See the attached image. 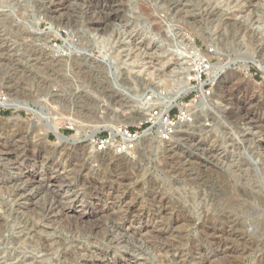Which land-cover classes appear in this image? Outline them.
Wrapping results in <instances>:
<instances>
[{
    "label": "rangeland",
    "instance_id": "374dc122",
    "mask_svg": "<svg viewBox=\"0 0 264 264\" xmlns=\"http://www.w3.org/2000/svg\"><path fill=\"white\" fill-rule=\"evenodd\" d=\"M49 1L0 0V98L22 107L18 111L0 107V153H6L3 152L5 160L0 161V264H107L106 261L128 264L124 260L127 254L147 264H264V246L237 241L234 236L212 235L206 229L197 230L193 223L185 220L187 213L182 209L184 206L190 208L193 203L200 205V201L204 203V197L210 191L203 184L208 183L209 178L214 179L212 171L218 169L222 177L231 181L240 183L241 177H245L247 187L252 191L258 188L264 197V72L256 66L258 63L264 67V33L261 34L264 0L259 10L244 13L235 9L232 0H206L209 2L207 8L219 9L235 22L248 25L249 32L253 31L254 37L261 40L251 43L249 33L222 27L223 19L192 23L186 13L173 11L166 0H126L127 22L123 23L124 27L114 23V31L122 32V38L117 36L122 45L130 44V56L135 58L136 65L142 67L141 75L137 73L140 68L131 73L126 67L116 70L112 61L95 46L103 35L91 30L85 20L88 7L82 1L69 5L67 12L64 10L61 14L62 20L51 14ZM188 1L189 12L198 13L205 9L196 0ZM129 37L134 44L139 43L137 50L132 48ZM85 45L88 65L78 68L74 63L75 56H65L62 51H81ZM171 46L181 52L182 55L178 53L181 56L178 62L182 68L192 63L195 65L202 55L204 58L205 54L211 56L209 70L203 77V82L210 86L211 95L200 102L197 76L191 81L194 91L180 99L181 107L175 106L157 119L158 114L153 113L163 110L168 94L176 91L162 92L159 89L162 92L159 95L152 89L157 86L154 84L160 75H168L172 68L179 70L177 64L179 67L180 64L174 61L161 68L163 61L170 60L167 50ZM129 49L120 50L124 60L129 58L126 56ZM95 62L107 68H98ZM219 63L230 64L229 68L240 73L248 72L252 84L244 77L231 74L237 80L226 82V86L217 89L211 81V72ZM145 70L146 73L152 71L154 76L147 78ZM105 83L109 87L107 91L117 88L137 96L138 102L130 103L122 97L125 106H132V112L127 107L122 111L127 119L119 118L118 104L101 95V84ZM149 91L156 94L146 102L142 99L153 94ZM82 92L90 97L77 99ZM140 94L144 96L141 98ZM145 109L150 111V120L137 123L138 113L145 114L148 112ZM178 110L189 111L192 121L185 123L187 125L178 135L171 134L164 139L163 132L171 133V128L182 117L170 124L168 130L159 128L158 123L169 124L164 122L166 114L176 121ZM38 114L43 119L39 120ZM45 116L51 119L47 121ZM48 122L57 125L70 142L73 136L85 141L90 135H93L94 143L101 139L111 140L109 127L122 123L123 128L141 139L128 155L130 160L112 158L108 148L95 152V145L91 147L87 143L61 146L52 133H48L44 140L41 136L46 130L43 125ZM148 130L149 135L142 136ZM121 141L119 136L113 138V151ZM42 167H53L55 171L58 167L65 180L56 185V190L43 184L26 190L23 185L30 178L29 174H40ZM48 172H43V176L47 178ZM31 197L34 206H30ZM253 200L249 203L259 205V208L252 214L261 217L263 222L260 210L264 203ZM59 203L72 208L77 206L78 211L88 214V221L82 226L75 219L45 222L47 207L54 204L53 209L57 211ZM176 218L179 223L173 224ZM120 220H130L133 227L146 224L150 229L144 232L139 244L134 243L123 233L117 235L113 226ZM215 224L217 231L221 226L227 230L225 224ZM248 228L255 234L252 237H257L254 227ZM233 230L235 236L244 232L239 227ZM160 231L166 232V236ZM218 236L222 239L216 242L214 238ZM24 237L26 242H23ZM43 242L52 248L51 251L44 253ZM102 252L106 254L101 255Z\"/></svg>",
    "mask_w": 264,
    "mask_h": 264
},
{
    "label": "bare ground",
    "instance_id": "6f19581e",
    "mask_svg": "<svg viewBox=\"0 0 264 264\" xmlns=\"http://www.w3.org/2000/svg\"><path fill=\"white\" fill-rule=\"evenodd\" d=\"M78 0H50L47 4H48V9L51 10V14L55 15V16H59L57 19L58 20H62V17H61V14L62 12L65 10L66 11V8L69 7V5H71L72 3H78L76 2ZM83 2V5H85V7H88V11L85 13V20L87 21L88 25L90 26V28H92L91 30L96 32V33H100L102 36V38L100 40H97L96 42V47L101 51L103 52V54L108 57L113 65L116 66V70H121V67H126L127 70L131 73L134 69H138L140 68L138 65H136V60L133 56H130V51H132V49H129L130 48V44H126V45H122L119 41L120 38H122V32L120 31H114L115 30V27L116 25L114 23L118 22L120 26L124 27L125 24H126V0H80ZM167 2H169L171 4V7H172V10L175 11L177 14L179 13H186V15L189 17V20L192 22V23H200L202 20H207L208 22V19L211 20L210 22H213L217 19H223V25L222 23L220 24L222 27H225V28H229V29H236V31H239V33H244V34H248L249 33V41L250 43L251 42H260L259 40H257L254 35H253V31L250 33L249 30H248V25H243V24H239L237 22H235L231 17H228L227 14L223 13L221 10L219 9H216V8H207L208 6V3L206 0H196L197 3L203 7L205 6V9H201L202 12H198V13H193V12H189V5H187V2L189 3V1L187 0H166ZM192 1V0H191ZM194 1V0H193ZM232 2L234 3V7L235 9H239L240 11H243L242 13L244 12H247L250 10L252 11H257L259 10V8L261 7V2L262 0H232ZM228 3V2H227ZM73 5V4H72ZM193 5V4H191ZM194 6V5H193ZM83 7V6H82ZM84 8V7H83ZM85 9V8H84ZM143 10H145L143 8ZM142 10V11H143ZM183 11V12H182ZM239 11V12H240ZM50 12V11H49ZM67 12V11H66ZM50 14V15H51ZM254 15V14H253ZM54 16V17H55ZM149 16V15H148ZM230 16V15H229ZM255 17V16H254ZM259 17V16H258ZM82 18V17H81ZM66 19V18H64ZM63 19V20H64ZM78 19V18H77ZM250 19V18H248ZM258 19V18H256ZM260 19V17H259ZM57 20V21H58ZM67 21V20H66ZM129 21V20H128ZM60 22V21H59ZM181 22V21H180ZM251 22V21H250ZM68 23V21H67ZM123 23L124 26H123ZM61 24V23H59ZM128 24V23H127ZM211 24V23H210ZM154 26V25H153ZM157 26V24H156ZM187 26V25H186ZM260 27V26H259ZM261 34L264 33V25L261 26ZM155 29V28H154ZM121 30V29H120ZM157 32L159 30V26L155 29ZM91 32V31H90ZM161 32V31H160ZM235 32V31H234ZM260 32V31H259ZM258 32V33H259ZM114 33H116V35H114ZM257 33V34H258ZM95 34V33H94ZM131 34V33H130ZM82 35V34H81ZM114 35V36H113ZM117 36H119L120 38H118ZM234 36V35H233ZM261 36V35H260ZM113 38L112 41L111 38ZM117 37V38H116ZM227 37V36H226ZM80 38V37H79ZM130 38V37H129ZM202 38V37H201ZM242 38V37H241ZM262 38V37H261ZM139 39V38H138ZM203 39V38H202ZM181 40V39H180ZM184 40V39H183ZM182 40V41H183ZM186 40V39H185ZM262 40H264V38H262ZM116 41V42H115ZM130 41L133 42L132 38H130ZM179 41V40H178ZM231 41V40H230ZM82 42V41H81ZM80 42V43H81ZM84 42V41H83ZM131 42V44H132ZM186 42V41H185ZM207 43V42H206ZM209 43V42H208ZM82 44V43H81ZM87 44V42H86ZM216 44V43H215ZM256 44V43H255ZM78 45V44H77ZM80 45V44H79ZM112 45H115L116 47H112ZM139 43L137 44H134L133 42V46L132 48L134 49H138ZM186 45V44H185ZM192 45V44H191ZM141 47V46H140ZM81 51H74L72 49H68L67 51H62L63 53L65 52V56L66 54H68L69 56H72L74 55V63L78 66V68H80L81 66L82 67H85L87 66V61H86V57L88 55L85 54V51H86V48H87V45H85V47H81ZM115 48V49H114ZM124 48H128L129 50H126L128 51L127 53V57H129L128 59H123L122 56H121V51L123 49V51L125 52ZM172 48V46H171ZM167 50V52L169 53V56L170 60H165L162 62V65H161V68L163 66H166L169 64L170 61H174L175 64L179 63L178 61L180 60L179 57L181 52H178L177 50L175 51V49L173 50ZM192 49V48H191ZM145 50V49H144ZM122 51V52H123ZM139 51V50H138ZM130 52V53H129ZM166 51L164 50V53ZM180 53V54H178ZM203 54V53H202ZM149 56L152 57V54H147ZM182 55V54H181ZM260 55V54H259ZM204 57V55H202ZM206 56L208 58H206ZM210 55L208 54H205V58L209 61L210 59ZM228 58V57H227ZM89 60V59H88ZM129 60V61H128ZM260 60V59H259ZM82 61V62H80ZM230 61V60H229ZM234 61V60H233ZM96 63V62H95ZM173 63V64H174ZM229 63V62H228ZM235 63V62H234ZM97 67L98 68H107L105 65L103 66V64L97 62ZM174 64V65H175ZM180 64V67L178 66L177 64V68L179 70H174L172 68V72H170L168 75H160L158 77V82L157 80H155L157 83L154 84L156 87L152 88L153 90H155L156 92L161 89V91H168L170 92V90H176V91H172L173 93H170L168 94V97H167V100L165 102V104L163 105L164 106V109L163 110H157L158 113H153V115H156V118L159 119L160 117H162L163 115H165V113H168L167 111H169L171 108L175 107V106H178V107H181L180 106V99H182V97L190 94L191 92L194 91V86L191 85V81L194 80L197 78L198 74V63L196 62V64L194 65V63L190 64L189 66L187 67H184L182 68L181 67V63ZM226 64V63H225ZM231 64H233V62H231ZM257 65V68L259 70H261L262 72H264V67L258 63H256ZM60 65V64H59ZM143 65V64H142ZM173 65V66H174ZM247 65V64H246ZM76 66V67H77ZM80 66V67H79ZM169 66V65H168ZM248 66V65H247ZM90 67V65H89ZM230 67V64H226V65H222L221 63H219V66L217 68H214L211 72V81H213L215 84V87L218 89V88H221V87H224L226 86L225 83L229 82V81H232L234 79V77H244L245 79H247V81L249 83L252 84L253 82V79L252 77L248 74V72H237L235 71L233 68H229ZM238 67V66H236ZM246 67V66H245ZM142 68V67H141ZM140 68V69H141ZM176 68V67H175ZM242 68V67H241ZM247 68V67H246ZM58 69V68H57ZM82 69V68H81ZM91 69V68H89ZM144 69V68H143ZM147 69V68H146ZM239 69V68H238ZM56 70V69H55ZM123 70V69H122ZM148 70V69H147ZM138 71V70H137ZM141 71H143L142 69L140 71H138L137 73H141ZM148 73H146V70H145V74H146V77L147 78H151L152 76H154L152 74V71H147ZM129 74V73H128ZM161 74V73H160ZM233 75L234 77H231L230 75ZM125 75V73H124ZM232 79H231V78ZM264 77V76H263ZM156 78V77H155ZM237 80V78H235ZM235 79L233 80V82L235 81ZM152 80V79H151ZM92 81V80H91ZM13 82V81H12ZM108 82V81H107ZM148 82V81H147ZM95 83V82H94ZM231 83V82H230ZM52 84V83H51ZM98 84H99V81H98ZM148 84V83H147ZM238 84V83H237ZM97 85V83H96ZM108 85V84H107ZM121 85V84H120ZM233 85V84H232ZM25 86V85H24ZM48 86V85H47ZM100 86V85H98ZM101 88L103 89L102 90V96L103 97H107L108 99H110L112 102H115V104H118V106L120 108L117 109V112H120L119 114V118H126L125 117V114L123 111V109L126 107L127 108H132L131 105H128V102H127V105L128 106H125V104H123L122 102V97H126L127 100H129V103L130 102H133V101H137L138 100L136 99L137 96L135 95L132 96V95H129V94H126L123 92V90H117L116 89H112L111 91H107V87L106 86V83L105 84H101ZM109 88V87H108ZM11 89V88H10ZM14 89H17L16 87ZM111 89V88H110ZM143 89V88H142ZM151 89V90H152ZM84 90V89H83ZM257 91V90H256ZM48 92V91H47ZM153 91H149V93H151ZM159 92V91H158ZM162 92H159L158 94H162ZM260 92V91H259ZM146 93V92H145ZM148 93V92H147ZM74 94V93H73ZM144 94V93H143ZM156 94L153 92V94L151 96H149V98H147V95H141V98L143 97L142 100H146V102H149V100L151 101L153 97V95ZM89 94H86L84 92H82L80 95H78L77 99L78 98H89L87 96ZM139 95V96H140ZM158 95V96H159ZM166 95V94H165ZM164 95V96H165ZM213 96V95H212ZM211 96V97H212ZM261 97V96H260ZM54 98L55 99H58V96L57 95H54ZM124 99V98H123ZM125 99V100H126ZM140 99V98H139ZM164 100L166 99L163 98ZM57 101V100H56ZM83 101V100H81ZM141 101V100H140ZM205 101V100H204ZM43 102V101H42ZM125 102V101H124ZM162 102V101H161ZM156 103V102H155ZM206 103V102H205ZM114 104V105H115ZM163 104V103H162ZM0 107H7V108H10V109H13L14 111H18L20 109H22L21 105H15L13 104L12 101H8V102H4V103H1L0 102ZM26 109V108H25ZM116 109V108H115ZM160 109V108H159ZM146 110V109H145ZM154 110V109H153ZM116 111V110H115ZM115 111H113L115 113ZM130 111L132 112V110L130 109ZM136 111V110H135ZM148 112H146L145 114L142 113V112H139L138 113V117H137V123H139L140 121H148L150 120L149 118V110H146ZM191 111V110H190ZM28 112H31V110ZM33 112V111H32ZM35 112V111H34ZM36 113V112H35ZM34 113V115H35ZM137 113V112H136ZM39 115V114H38ZM197 116V115H196ZM16 117V116H14ZM37 118V116H35ZM39 117V120L40 118H42L41 115L38 116ZM47 117V116H45ZM44 117V118H45ZM18 118V116L16 117ZM15 118V119H16ZM49 118L50 117H47L45 118V120L49 121ZM51 119V118H50ZM53 119V118H52ZM153 120V119H152ZM34 122V121H32ZM36 122V121H35ZM52 122V120H51ZM54 122V121H53ZM185 119L184 117H182L180 119V121L177 122L176 125H174V128H171L170 131L172 136L174 135H178V133L181 131L180 129L184 126V125H187L185 124ZM159 125V128L161 129H166L168 130V126L170 124H167V123H161L159 122L158 123ZM40 126V124H39ZM45 126V132L42 136V138L45 140L48 133H52L56 139L58 140L59 144L61 146H65V145H69V146H74V145H78L79 143H87L88 146H91L93 147L94 146V140H93V135H90L88 137L87 140L85 141H80V139L77 137V136H73L71 142L68 138H64L61 136V132L59 131V127L53 123H47L46 125H43ZM42 127V126H41ZM124 124L122 123V125H114V126H110L109 129L111 131V140H108V143H107V146L106 148H108V150L110 151L109 153H111V157H125L126 159L128 158V155L131 154L133 151H130L131 148H134L135 150V147L137 146V144L140 142V137L139 136H130V137H127L126 134L124 133ZM40 129V127H39ZM94 132V131H93ZM149 130L144 133V135L142 136H145V135H149ZM116 136H119L121 137L122 139V142H123V146L122 148L120 149V153L121 154H116V152L113 151V147H114V142H113V138L116 137ZM81 138V137H80ZM127 146V147H126ZM131 146V147H130ZM124 147H126L125 149H123ZM123 149V151L121 152V150ZM166 150V149H165ZM1 151V150H0ZM4 152V151H3ZM1 152L0 153V161H3L5 160L4 158V153ZM196 152V151H195ZM6 154V153H5ZM113 154V155H112ZM38 157V156H37ZM110 158V157H109ZM128 160H130V158H128ZM192 161V160H191ZM205 165V164H204ZM45 166V165H44ZM53 166V165H52ZM57 166V165H56ZM180 166V165H179ZM2 167V166H1ZM197 167V166H196ZM206 168V167H205ZM54 169L56 168H48V167H42V171L46 173V171H50L47 173L48 177H44L43 176V172H41L40 174H34V173H31L29 174L30 178L27 179L28 181L26 182V184H24L23 186H25V189L29 190V188H32L33 186L35 185H42L43 186H46L47 188H57L56 185H58L59 183H62L63 180H65V176H63V173H60L61 171H59L58 167H57V170L55 171ZM62 170V169H61ZM207 170V169H206ZM219 170V169H218ZM218 170H214L212 171L213 174H215V178L212 179V178H209L207 179L208 180V183H204L203 186H207V188L209 189L210 193H208L209 195H206L204 197V203L202 204V202L200 201V203L202 204V206L200 207V205H197L196 203H193V205L189 208L187 206H184L182 209L184 211H186L187 215L185 216L186 217V221L189 222V223H193L194 224V227L195 229H201V230H204L206 229V231H210L209 233H212V235L216 234V233H219L220 234V237L221 236H226L227 238L228 237H236L235 239L240 240L244 243H247V244H250V245H259V246H264V221L262 222L261 221V217L259 219V217H255L254 215L255 214H252L255 210L254 209H257L256 211H258V208H259V205L256 206L252 204V202L249 203V201L253 200V199H256V203L258 201L259 204H263L264 203V197H262L260 194H259V190L258 188H256V191H252V189H249L246 185L247 182H248V179H246L245 177H241V182L238 183V181L236 180L235 181H231L227 178H224L222 177ZM208 171V170H207ZM209 171V172H211ZM33 172V171H31ZM200 175V174H199ZM190 176V175H189ZM212 176V175H211ZM209 176V177H211ZM25 177V176H24ZM135 177V176H134ZM196 177V176H195ZM228 177V176H227ZM187 178V177H186ZM224 178V179H223ZM23 179V178H22ZM192 179V178H191ZM197 179V178H196ZM26 180V178H25ZM187 180V179H186ZM200 180V179H199ZM198 180V181H199ZM206 180V179H205ZM137 181V180H136ZM192 181V180H191ZM197 181V180H196ZM204 181V180H203ZM122 183V182H121ZM197 183V182H196ZM201 184V182H199ZM11 184V183H10ZM16 184V183H15ZM18 184V183H17ZM159 184V183H158ZM187 184V183H186ZM185 184V185H186ZM250 184V183H249ZM8 185V184H7ZM199 185V184H198ZM16 187V186H15ZM14 188V187H13ZM64 188V187H63ZM62 188V189H63ZM23 189V188H22ZM42 189V188H41ZM44 189V188H43ZM205 189V188H204ZM56 190V189H55ZM17 191V190H16ZM40 191V190H38ZM37 191V192H38ZM208 190H206L207 192ZM52 192V191H51ZM59 193L56 192V194ZM61 193V192H60ZM205 193V192H204ZM53 194H55V192L53 191ZM199 194V193H198ZM207 194V193H206ZM35 196L37 195L36 192L34 194ZM60 195V194H59ZM57 196V195H56ZM201 196V195H200ZM34 197V196H33ZM29 198V201L31 203L30 206H34V202L32 201V198ZM39 197V196H38ZM196 196H193V198H195ZM70 198V197H69ZM159 198V197H158ZM192 198V199H193ZM203 198V197H202ZM188 199V198H187ZM195 199H198L195 198ZM201 199V198H200ZM199 199V200H200ZM24 200H27V199H24ZM202 200V199H201ZM56 201V200H55ZM190 201V200H189ZM254 201V200H253ZM59 202V201H58ZM193 202V200H192ZM58 204V203H57ZM61 204V205H60ZM185 204L187 205V203L185 202ZM20 205V204H19ZM25 205V204H24ZM54 205V204H53ZM53 205H50L49 207H47L48 209L47 212L45 213V219L48 223H51V222H54V221H60V220H63V219H75L76 220V223L80 226H82L84 224V222L88 221L87 219L89 218L88 214L85 212V211H78L76 208H78L77 206L75 208H72L71 205H62V203H59V205L57 206L59 208V210H55V208L53 209ZM190 205V204H188ZM56 206V205H55ZM261 206V205H260ZM264 206V205H262ZM261 206V207H262ZM123 208V207H122ZM263 208V207H262ZM2 209V208H1ZM189 209H191V211H189ZM264 209V208H263ZM262 209V210H263ZM260 210L259 213L260 216H262V218H264V212ZM102 213V212H101ZM257 213V212H256ZM44 219V220H45ZM98 220V219H97ZM74 221V220H73ZM121 221V220H120ZM184 221V220H182ZM130 222V220H129ZM127 222V221H121L119 224L113 226V228L115 229V231L118 233L117 235H120L119 233H123L124 236H129L131 238V240H133V242L135 243H138V242H141L143 236H144V232H147L148 229H150L148 226H143V225H138L137 227H133L132 226V222ZM172 222V221H171ZM219 223L220 224H225L227 227V230H225L223 228V226H221L220 230L217 231V225L215 223ZM222 222V223H221ZM72 223V222H71ZM179 223V219L176 218L173 220V224H177ZM62 224V223H61ZM76 224V225H77ZM77 225V226H78ZM224 225V226H225ZM28 226V225H27ZM59 226V225H58ZM94 226V225H93ZM95 227V226H94ZM98 227V226H97ZM175 227V226H174ZM236 227H239L241 229H243V233L242 234H238V236H235L234 233H233V228H236ZM248 227H254V231L256 230V232L258 233L257 237H252V235H255V234H252L249 232V228ZM102 228V227H101ZM113 229V230H114ZM253 229H252V232H253ZM162 230V229H160ZM26 231H29L28 229ZM149 231V230H148ZM152 231V230H151ZM205 231V230H204ZM242 231V230H241ZM90 232V231H89ZM153 232V231H152ZM161 233H165L164 231H160ZM86 233V232H84ZM100 233V232H99ZM156 233V231H155ZM158 233V232H157ZM94 234V233H93ZM218 234V235H219ZM169 235V234H168ZM217 235V234H216ZM93 236V235H92ZM107 236V235H106ZM147 236V235H146ZM166 236V235H165ZM197 236V235H196ZM26 237V236H25ZM25 237H24V241L21 239V241L23 242H26L25 241ZM90 237V236H89ZM121 237V236H120ZM159 237V236H158ZM128 238V239H130ZM263 238V239H262ZM15 239V238H14ZM93 239V238H92ZM127 239V240H128ZM146 239V238H145ZM144 239V240H145ZM162 239V238H161ZM165 239V238H164ZM201 239V238H200ZM222 238H219L216 237L214 238V240H216V242L218 241H221ZM13 240V239H12ZM94 240V239H93ZM126 240V239H125ZM126 240V241H127ZM143 240V241H144ZM210 240V239H209ZM105 241V240H104ZM147 241V240H146ZM201 241V240H200ZM213 241V240H212ZM3 242V241H2ZM106 242V241H105ZM109 242V241H108ZM124 242V241H123ZM145 243V242H144ZM154 243V242H153ZM45 243L43 242L42 246H43V251L44 253L46 252H49L51 251L50 247L49 246H46L44 245ZM61 244V243H60ZM78 244V243H77ZM139 244V243H138ZM218 244V243H217ZM229 244V243H228ZM91 245V244H90ZM146 245V243H145ZM154 245V244H153ZM160 245V244H158ZM208 245V243H207ZM227 245V243H226ZM230 245V244H229ZM246 245V244H245ZM220 246V245H219ZM228 246V245H227ZM258 246V247H259ZM82 247V246H81ZM156 247V246H155ZM158 247V246H157ZM216 247V246H215ZM218 247V245H217ZM223 247V246H222ZM55 248V247H53ZM194 248V247H193ZM221 248V247H220ZM219 248V249H220ZM230 248V247H229ZM64 249V248H63ZM94 249V248H93ZM149 249V248H148ZM227 249V248H226ZM247 249V248H246ZM252 249V248H251ZM153 250V249H152ZM155 250V249H154ZM159 250V248H158ZM163 250V249H162ZM54 251V250H53ZM95 251V250H94ZM93 251V252H94ZM156 251V250H155ZM167 250H165V253H166ZM169 251V250H168ZM195 251V250H194ZM197 251V250H196ZM226 251V250H225ZM232 251V250H231ZM42 252V253H43ZM56 252V250H55ZM54 252V253H55ZM86 252V251H85ZM93 252H91L92 254H94ZM220 252V251H219ZM224 252V251H223ZM222 252V253H223ZM261 252V251H260ZM53 253V252H51ZM58 253V252H57ZM100 253V252H99ZM158 253V252H157ZM186 253V252H185ZM190 253V252H189ZM188 253V254H189ZM194 253V252H193ZM231 253V252H230ZM246 253V251H245ZM98 254V252H97ZM106 253L102 252L101 255H105ZM170 254V253H168ZM87 255V254H86ZM96 255V254H95ZM157 255V254H156ZM180 255V254H179ZM193 255V254H192ZM195 255V254H194ZM223 255H225L223 253ZM231 255V254H230ZM93 256V255H92ZM100 256V255H99ZM203 256V255H202ZM103 257V256H102ZM174 257V256H173ZM169 258V257H168ZM172 258V257H171ZM176 258V257H175ZM187 258L189 259L190 257L187 256ZM259 258V257H258ZM84 259V258H83ZM88 259V258H87ZM92 258L90 257V260ZM95 260L97 259L96 257L94 258ZM122 259V258H121ZM255 259V257H254ZM89 260V259H88ZM89 260V261H90ZM111 260V259H110ZM118 260V259H117ZM124 260L127 261L128 264H147L145 261H140L138 260L136 257H134L133 255H124ZM174 260V259H173ZM172 260V261H173ZM88 261V262H89ZM112 261V260H111ZM164 261V260H162ZM184 261V260H183ZM107 264H119V262H110V261H106ZM105 262V263H106ZM174 262V261H173ZM84 263V262H83ZM92 263V261H91ZM164 263V262H163ZM171 263V262H170ZM178 263V262H177ZM181 263V262H180ZM93 264V263H92Z\"/></svg>",
    "mask_w": 264,
    "mask_h": 264
},
{
    "label": "built area",
    "instance_id": "2783aa9c",
    "mask_svg": "<svg viewBox=\"0 0 264 264\" xmlns=\"http://www.w3.org/2000/svg\"><path fill=\"white\" fill-rule=\"evenodd\" d=\"M209 70V61L202 57H199L198 60V84H199V96L201 97V101L207 100L210 95H211V91H210V86L203 82V77L205 76L206 72ZM1 102L6 101V98L2 97L0 98ZM190 115H192L191 113H189V111H180L178 110V116H177V120L173 121L171 118H169V116L166 114V116L164 117V122H168L169 124H174L178 121L179 118L184 117V119H186L185 123H189L192 121ZM124 133L126 134L127 137H134L137 134H132L130 133L126 128H124ZM164 139H168V136H171V133H168V131H164ZM109 139H101V140H97L95 141L94 145H95V152H103L106 149L107 143H108ZM123 146V142L121 141L120 144L117 145V148L115 149L114 152H116V154H121L120 153V149ZM134 148H131V150ZM130 150V151H131Z\"/></svg>",
    "mask_w": 264,
    "mask_h": 264
},
{
    "label": "water",
    "instance_id": "95a60500",
    "mask_svg": "<svg viewBox=\"0 0 264 264\" xmlns=\"http://www.w3.org/2000/svg\"><path fill=\"white\" fill-rule=\"evenodd\" d=\"M61 136L64 137V138H67V137L63 136L62 134H61Z\"/></svg>",
    "mask_w": 264,
    "mask_h": 264
}]
</instances>
